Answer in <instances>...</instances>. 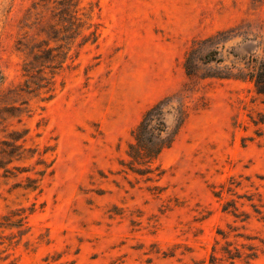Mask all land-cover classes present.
Instances as JSON below:
<instances>
[{
    "label": "rangeland",
    "instance_id": "obj_1",
    "mask_svg": "<svg viewBox=\"0 0 264 264\" xmlns=\"http://www.w3.org/2000/svg\"><path fill=\"white\" fill-rule=\"evenodd\" d=\"M262 71L264 0H0V264H264Z\"/></svg>",
    "mask_w": 264,
    "mask_h": 264
},
{
    "label": "trees",
    "instance_id": "obj_2",
    "mask_svg": "<svg viewBox=\"0 0 264 264\" xmlns=\"http://www.w3.org/2000/svg\"><path fill=\"white\" fill-rule=\"evenodd\" d=\"M96 31H91L89 34L93 39L91 42L96 40ZM87 42V39L83 41ZM212 55H208L207 58L211 60ZM262 78H264V71H262ZM261 82H264V79L255 80L256 87L258 92H264V88H261ZM38 83L37 87H45ZM49 90V89H48ZM52 94L49 95L46 99H50ZM167 124L164 120V103L159 101L152 106H150L142 115L141 119L137 125L131 130L132 141L128 143L126 155L128 157L127 161H121L120 165L124 170L131 171L132 173L144 176L146 180H153L155 176H160L162 173L158 169V166L155 165V161L160 152L170 147L174 140L173 135H166ZM48 149L43 151L41 157H38L36 164H39L40 167L35 171L36 177L26 176V182L20 185L21 188L29 191H40L41 190V181L44 178L45 174L52 173V161H47L43 155L47 153ZM21 158V155L17 156ZM1 166V165H0ZM19 172H25L27 169H20L17 167ZM17 219L10 221L9 224H12L16 227H21L23 225L21 215H17Z\"/></svg>",
    "mask_w": 264,
    "mask_h": 264
}]
</instances>
